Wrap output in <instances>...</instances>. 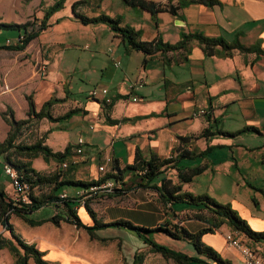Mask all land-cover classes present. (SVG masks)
<instances>
[{
  "label": "crops",
  "instance_id": "0c3cea01",
  "mask_svg": "<svg viewBox=\"0 0 264 264\" xmlns=\"http://www.w3.org/2000/svg\"><path fill=\"white\" fill-rule=\"evenodd\" d=\"M39 1L29 0L23 3V0H1L0 22L22 23L32 19L33 15L35 21H38L43 7L51 3V0H44V5L39 6ZM151 1L161 5H177L183 0ZM79 7H84L81 10L83 15L90 17L88 11L94 10V2L90 0L80 3L76 7L77 11ZM133 8V16L143 23L128 21L126 24L139 31L141 40L149 41L160 37L164 42L175 43L183 32H198L206 37H221L226 41L236 39L244 46L257 44L258 51L261 52L255 49L246 52L233 49L227 56L208 55L196 41H192L187 53L166 52L162 57L157 54L145 56L147 59L142 62L143 53L127 50L120 37L105 25L98 24L92 29L90 36L95 40L96 34L100 38L105 35L117 46L112 52L108 48L110 69L95 71L92 80L88 79L90 71L87 66L81 65L80 73L82 79L92 83V88L106 89L111 104L104 110L99 101L88 96L84 101L71 98L73 92L70 91L66 78L70 72L68 66L62 68V65L58 66V62V67L50 69L49 62L54 59L55 51L65 49L64 43L60 42L62 36L41 40L37 35L22 49L5 47L17 43L16 38L21 34L17 31L13 38L6 39L8 43L6 40L0 43V111L9 106L15 118H24L27 111L26 95L31 96L36 110L51 97L64 98L50 106L52 115L62 114L71 108L79 110L63 122H42L39 130L46 133L44 142L51 135L55 139L50 143L52 147L46 144L53 151H61L66 144H71L73 152L77 138L81 137L84 141L82 152L78 159L72 160V168L67 175L75 180L93 181L98 176L111 172L115 174L112 178L120 180L123 186L122 192L115 191L87 202L95 218L101 223L91 230L96 240L89 237L91 234L85 228L76 227L66 220L59 219L56 223L46 220L30 225L23 219H48L54 214L65 217L67 209L61 204H47L50 211L42 217H33V213L40 210V207L18 215H9L8 223L15 232L25 242L32 243L42 252L43 259L51 264L127 263L131 255L129 252L128 256L123 255L121 240L115 242L116 252L111 255V260L107 257L94 259L87 253L88 242L99 248L116 239L99 232L101 229L104 232L114 229L115 233L126 229L132 232L131 235H136L125 226L112 224L119 220L150 228L164 221L172 223L179 217L182 218V226L190 232L206 226L198 218L184 217L186 212L198 211L203 217L210 218L211 213L206 208L196 210L188 208L182 202L173 203L168 208L169 203L164 204L154 187L135 185L140 169H125L126 165L133 162L136 152L144 159L169 156L179 144V137H189L183 145L187 149L204 151V154L182 158L177 162L176 165L180 168L203 166L190 181L181 183V190L193 194L205 192L217 202L228 203L252 230L264 231V0H215L210 6L189 2L178 5L174 13L160 10L154 14V18L145 9ZM68 19L77 20L72 13ZM111 57L119 59L117 68L112 65ZM40 64L45 67L39 68ZM138 77H142L144 83L134 92L137 99L132 101L128 84ZM62 106L65 108H60ZM55 107L60 109L59 112H54ZM197 108H204L206 113L192 116L191 112ZM214 119L218 124L215 125ZM84 123L88 131L83 135ZM208 125L213 133L208 136L200 135ZM217 126L225 131L239 132L233 135L219 134L215 132ZM7 130L8 125L0 117V141ZM38 157L40 156L36 158ZM106 159L110 163H106ZM32 161L33 159L31 167L35 170L41 173L46 170L33 167ZM42 163L45 167L48 166L43 160ZM101 163H104L103 173L97 171V166ZM112 165L118 167L120 172H117V168L113 170ZM206 172H221L226 176L225 181L221 186L213 184V192H194L186 188L192 180ZM235 172L238 175H233ZM160 177L170 179L172 183L177 182L174 167H166L150 183L158 185ZM75 188L65 186L61 191L65 189L69 198H72ZM0 190L5 197L12 199V188L1 167ZM58 192L59 189L54 193ZM68 203L83 225H93L84 206L77 205L72 200ZM13 217L16 218L14 222ZM43 228H48L52 234L56 232L55 228L63 233L60 238L54 239L49 234H43ZM229 231L231 230L226 224H221L213 232L202 234L201 240L231 264H243L235 250L225 242L224 236ZM0 234L9 237L8 231L1 225ZM240 236L264 259V239H252L244 234ZM95 242H102V245L98 246ZM140 243L133 252H142L141 264L158 257L157 252L151 251L141 240ZM12 261L9 251L0 249V264H12ZM28 264H34L30 258Z\"/></svg>",
  "mask_w": 264,
  "mask_h": 264
},
{
  "label": "trees",
  "instance_id": "16d2710c",
  "mask_svg": "<svg viewBox=\"0 0 264 264\" xmlns=\"http://www.w3.org/2000/svg\"><path fill=\"white\" fill-rule=\"evenodd\" d=\"M29 0H23V3H27ZM125 4L129 6H136L141 9L149 11L152 15L160 10H167L170 13H174L178 5L186 4L189 2H199L204 5H212L215 0H183L177 5L166 4L161 5L151 0H123ZM63 0H51V3L43 7L42 15L35 21L34 15L32 19H28L22 23L14 22H0V28H10L20 31L22 34V39L13 44L5 45L12 49H22L32 38L38 35V33L43 30L47 24V17L55 9L62 6ZM87 2L86 0H77L71 4L72 15L77 18L82 23L103 21L107 24L108 28L111 29L114 34L124 42V46L127 50H135L143 53L144 57L142 62H144L147 57L159 55L164 56L166 52H177V53H187L189 50L190 43L196 41L198 46L202 49L205 54L211 55L215 54L218 56H227L231 54V50L237 49L241 52H246L250 50H257L258 45L244 46L239 43L236 39L232 41H226L221 37H206L198 32L192 33H181L179 39L175 43H168L161 40L160 37L155 39L145 41L141 40L139 37V31L135 30L129 25H121L120 18L118 16L109 17L104 14L98 16L87 17L76 10V7L80 3ZM44 5V0L39 1V6ZM147 56V57H145ZM185 58V57H184ZM25 99L27 101V111L24 118H15L12 109L6 106L4 110L0 111V117L8 125V130L5 137L0 141V159L11 164L17 171L23 175V179L29 185V199L30 203L22 206L12 205V199L5 197L2 190H0V225L8 231L9 237H4L0 234V248H5L9 251L12 256V264H28V259L30 258L34 264H51L49 261L43 259L42 252L39 251L32 243L25 242L20 235L15 232L12 226L8 223V217L10 214H20V212H27L39 208L40 206L47 204H56L57 201L64 205L67 209L65 217H61L57 214L49 217L48 219L32 220L23 218L28 224L36 225L43 221L49 220L56 223L59 219L66 220L76 227L85 228L89 234L91 230L96 225H101V223L95 218L94 212L89 208L87 203L84 207L93 220L92 226L83 225L78 217L75 215L74 208L69 205L68 201L72 198L66 197L60 199L58 194L54 192L59 189V191L65 186L74 187H85L90 183L102 181L106 178L113 177L115 174L107 172L103 174L97 180L81 181L75 180L70 175H67L72 168V153H75V146L73 152L71 144H66L61 151H53L45 142V136L39 135L34 141L30 143H23L17 141L19 133L24 129L31 121H38L45 118L48 122H63L68 120L78 108H71L59 115H52L50 112V106L53 103L61 102L64 98L51 97L44 101L42 105L36 110L34 107L33 100L30 95H26ZM110 104L102 106L103 109H108ZM209 120V116H207ZM111 122H116L111 120ZM215 125L218 121L214 119ZM248 128V127H247ZM253 129L252 127H250ZM216 133L219 134H229L233 135L239 131H225L220 127H216ZM213 131L210 130V125L202 129L200 135L208 136L212 134ZM46 134V133H45ZM189 137H179V144L173 149V152L167 157L158 158L155 156L144 159L140 156L138 152L134 156V160L131 164L126 165L125 169H145L143 173H140L138 181L135 183L136 186L141 187H154L164 204L169 203L168 208H171L173 203H185L188 208H195L196 210H201L206 208L210 213V218L203 217L198 211L194 213L184 214L185 218L195 217L203 221L206 226L198 229L197 231L190 232L186 230L182 224H176L174 222L170 223L168 221L161 222L154 227H141L132 225L129 221L119 220L112 224L122 225L128 229L133 230L136 235L141 239L143 244L149 246L150 250L153 252L160 253L165 258H170L175 264H191L195 262L198 264H231V262L222 257L218 251H216L211 246L205 244L201 240V235L207 232H213L221 224H226L231 231H237L243 233L246 237L252 239H264V231H254L242 219L238 213L228 204L217 202L214 198L209 196L207 193L193 194L189 191L181 190V183L188 182L191 178L199 173L203 166H194L188 168L177 167V162L182 158H194L204 151L195 152L184 147V143L187 142ZM40 156L43 162L53 161L56 164V170L50 174H43L38 170L31 167V160ZM16 157V158H14ZM65 164L62 166V164ZM61 165V166H60ZM174 167L176 170L177 182L172 183L170 179L160 177L158 185L151 184L150 182L155 179L166 167ZM117 168V169H116ZM112 169L118 171V167L112 165ZM66 171V172H65ZM51 185L50 191L47 194L33 195L32 189L34 186L40 185ZM264 194V189H262ZM160 231L167 236L174 239H184L189 242L197 253L196 256H188L182 252L168 249L157 243L153 242L149 238V233ZM143 260V254L139 251H134L131 260L125 264H141Z\"/></svg>",
  "mask_w": 264,
  "mask_h": 264
},
{
  "label": "rangeland",
  "instance_id": "374dc122",
  "mask_svg": "<svg viewBox=\"0 0 264 264\" xmlns=\"http://www.w3.org/2000/svg\"><path fill=\"white\" fill-rule=\"evenodd\" d=\"M77 0H63L62 6L55 9L52 13H50L47 17V24L51 23L50 25H47L43 30H41L38 33V37L40 39L45 40L57 36H62V40L60 42L64 43L65 49H58L55 51L54 59L49 62L50 69L55 68V66L62 65V68L69 67L70 72L67 75V81L70 85V91H72V97L73 99L84 101L87 90L92 88V83H87L88 81L81 78L80 73V66L85 65L88 67L89 72V80H92L95 75V71H103L104 68L110 69V66L108 64V51L107 49L110 48L111 52L112 50L116 49V43L114 41H111L109 37H106L105 35L100 38L99 34L95 35V40L90 36L92 35V29L96 27L98 24L105 25L107 28V24L103 21H95V22H87L82 23L78 19L77 20H69L68 17L71 15V4ZM89 2L90 0H86ZM1 2V0H0ZM94 2V10L88 11L89 16H98L100 14L107 15L109 17H115L118 16L121 21V25H125L128 21L136 22V24L143 22L140 21V19L137 17L135 18L133 16V7L136 6H129L125 4L123 0H93ZM84 7H79L78 12L84 14L81 10ZM85 9V8H84ZM43 11V10H42ZM42 15V14H41ZM151 16L154 18V15L151 14ZM127 25V24H126ZM17 33V30L10 29V28H0V43H3L8 38H13ZM10 40V39H8ZM54 40V39H53ZM86 44V47H83V45ZM60 47V45H58ZM91 55H93L91 57ZM57 66V67H58ZM73 68V70H72ZM75 68V69H74ZM117 68V67H114ZM65 105V104H64ZM60 108H65L64 106ZM60 110L58 107L54 108V112H59ZM46 121L45 118H42L36 122L31 121L22 131L19 133L17 137V141H21L23 143H30L34 141L39 135L45 136V132H40V128L42 126V122L44 123ZM219 127V126H218ZM83 135L84 133L88 131L86 123L82 126ZM55 139L53 136L49 135L46 139V143L51 146L50 143L54 142ZM52 147V146H51ZM79 154L72 153L71 160L78 159ZM16 158V157H14ZM33 167L40 169L44 168L42 173L43 174H50L56 170V164L53 161L47 162V167H45L42 163V160L40 157L33 159ZM110 163V162H106ZM104 164V163H101ZM104 166V165H103ZM206 172L202 174L199 178L196 180H192L188 186L186 187L190 191L194 192H201V190H208V192H213L215 184L216 186H221L222 183L225 181L226 176L222 174L221 172ZM209 175L213 176L210 177ZM233 175H238V172L233 173ZM209 181L213 182L210 183ZM208 185L210 187H208ZM51 185H40V186H34L32 189L33 195H39V194H47L50 191ZM222 191V189H219ZM67 191L64 189L63 191L60 190L59 193ZM205 193V192H203ZM68 194V193H67ZM58 203V202H57ZM49 206L51 204H48ZM49 208L47 205L40 206V210L33 213V217H42L45 214H48ZM16 218H12V221L14 222ZM182 218L177 217L175 219V223L178 222L181 224ZM54 228V227H53ZM55 233L52 234L50 231H48V228H43L41 232L43 234H49L51 238L58 239L60 238V235L63 233V231H58V229L55 228ZM99 232L103 234H109V236L115 237L116 239L112 240L110 244L100 246L99 248H95L97 246L93 245L91 242H88V249L87 253L89 256H93L94 259H101L103 257H107V259L110 258L111 255L116 252V241L121 240L122 241V250L123 255L128 256L129 254L132 256L133 249H135L137 246L141 245L140 240L137 235H131L130 231L126 229L119 230L117 233L114 232V229H108L104 232V230H100ZM90 238H94V234L89 235ZM149 238L153 242L157 243L158 245H161L163 247H166L168 249H172L175 251L182 252L185 255L188 256H196V252L192 245L187 242L186 240H180V239H174L163 232L156 231L149 233ZM96 240V239H95ZM80 241L78 240L77 244H79ZM97 245H102V242H95ZM2 249V248H0ZM234 249V248H231ZM239 260L243 262L242 255L240 252L236 249H234ZM157 258H150L146 264H175L174 261L170 258L163 257L160 253H157ZM130 256V258H131ZM128 259L126 262H129L131 259ZM191 264H198L195 262H191Z\"/></svg>",
  "mask_w": 264,
  "mask_h": 264
},
{
  "label": "built area",
  "instance_id": "2783aa9c",
  "mask_svg": "<svg viewBox=\"0 0 264 264\" xmlns=\"http://www.w3.org/2000/svg\"><path fill=\"white\" fill-rule=\"evenodd\" d=\"M21 39H22V34H19V36L16 38V41L19 42ZM6 43H8V40H6ZM107 51H110V49H107ZM111 61L114 67H118L120 64L118 58L111 57ZM44 67H45L44 64L39 65V68L41 69H43ZM143 83H144L143 78L138 77L134 81L128 84L129 95L132 101H135L137 99V96L135 95L134 92L137 89H139L143 85ZM87 96L91 99L99 101L101 103V106L111 104V98L106 95V89L104 88L99 90H97L96 88H92L88 90ZM205 113L206 110L204 108H197L191 112V115L197 116V115H204ZM83 143H84L83 139L81 137H78L74 149L76 154H81L83 149ZM106 162H109V159H106ZM64 165L65 164L63 163L62 166ZM0 167L3 174L7 177L10 186L12 188V192H13L12 205L22 206L29 204L30 203V199L28 196L29 185L23 179V175L19 171H17L11 164L1 159H0ZM97 171L99 173L104 172L103 164H99L97 166ZM144 171L145 169H142L140 170V173H143ZM99 178L100 176H98L95 180ZM115 191L122 192L123 186L120 180L109 177L102 181L90 183L85 187H76L72 194V199L77 205L84 206L85 203H87L89 200L93 198L106 196ZM58 197L60 199H63L69 196L67 195V193L61 192L58 194ZM57 202L56 204H61L59 201ZM177 224L179 225L180 223L178 222ZM241 234L243 233L237 231L227 232L224 236L227 246L232 247L240 252L244 264H264V259L258 253H256L255 250L250 248L243 241V238H241L240 236Z\"/></svg>",
  "mask_w": 264,
  "mask_h": 264
}]
</instances>
